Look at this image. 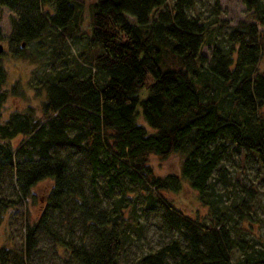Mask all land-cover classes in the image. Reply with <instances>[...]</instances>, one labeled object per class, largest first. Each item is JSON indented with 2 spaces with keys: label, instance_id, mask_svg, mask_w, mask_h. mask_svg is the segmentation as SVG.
I'll return each instance as SVG.
<instances>
[{
  "label": "trees",
  "instance_id": "16d2710c",
  "mask_svg": "<svg viewBox=\"0 0 264 264\" xmlns=\"http://www.w3.org/2000/svg\"><path fill=\"white\" fill-rule=\"evenodd\" d=\"M241 2L254 18L230 25L220 41L213 20L191 10L195 0H94L87 36L81 0H0L14 13L5 37L0 27V55L27 58L33 44L56 69L33 85L39 111L27 105L2 119L8 95L25 91L7 85L0 62V224L16 203L37 201V182L51 181L37 218L24 219L21 252L0 245V264H31L42 235L67 264H120L125 207L155 211L169 235L133 264H264V247L231 236L217 207L211 225L159 194L184 179L214 204L215 185L229 184L226 160L240 149L264 172V0ZM173 152L182 155L179 174L154 175L147 155Z\"/></svg>",
  "mask_w": 264,
  "mask_h": 264
},
{
  "label": "rangeland",
  "instance_id": "374dc122",
  "mask_svg": "<svg viewBox=\"0 0 264 264\" xmlns=\"http://www.w3.org/2000/svg\"><path fill=\"white\" fill-rule=\"evenodd\" d=\"M82 1V31L87 36L89 33V7L94 0ZM170 2V0H168ZM192 11L198 13L202 18L213 20L211 27L214 33H220L216 37L222 41L223 31L230 25L235 24L241 19H253V14L245 8L241 0H219L217 12L214 0H195ZM13 11L7 7L0 6V27L4 37L10 32L11 25L9 16ZM261 31L264 43V24L257 23ZM3 37L1 44L7 50V43ZM32 50V54L27 57H14L5 52L0 55V62L7 70V85L15 81L21 84L25 91L24 96L8 95L3 106L2 116L4 119L12 110H23L27 105H33L39 111L40 97L35 95L34 83L43 77L55 73L56 69L46 58H44L33 44H25ZM67 51V49H64ZM74 52V48H71ZM203 53L210 59V46L202 47ZM65 54H69V51ZM70 55V54H69ZM257 68L264 71V49L257 63ZM264 114V106L261 108ZM138 121L147 128L148 125L139 115ZM150 129V128H149ZM152 130V129H150ZM21 138L17 135L12 143L16 144ZM182 155L173 152L167 157L162 158L155 154L147 155V163L150 165L152 173L156 176H165L168 173L179 174ZM229 173V184L226 188L219 183L215 185L216 197L214 204H204L198 192L191 188L188 182L182 179L181 188L178 191L161 190L159 194L171 201L175 207L186 215L199 218L207 224L216 223L215 211H222L219 222L235 238L252 239L256 246L264 247V172L254 154L240 149L239 152L233 151L229 159L226 160ZM49 179H42L33 186L37 201H28L26 204L18 202L7 210L0 224V245H7L10 253L18 254L23 247L24 219L33 222L43 205V199L50 187ZM6 184L0 186V191H6ZM111 199H104V203H110ZM213 205V206H212ZM241 211V216L239 212ZM123 226L128 231L125 236L123 250L120 255V264H133L135 259L142 253L155 248L160 242L166 240L169 235L162 227L161 220L155 211L149 209L142 210L135 208L133 211L129 207L123 210ZM66 227L69 221H64ZM61 231L64 230L61 228ZM78 234V231H76ZM59 254V255H58ZM64 250L56 246L49 237L42 235L39 237L38 245L28 260L31 264H67L63 260ZM236 258V248L231 255L232 261Z\"/></svg>",
  "mask_w": 264,
  "mask_h": 264
},
{
  "label": "water",
  "instance_id": "95a60500",
  "mask_svg": "<svg viewBox=\"0 0 264 264\" xmlns=\"http://www.w3.org/2000/svg\"><path fill=\"white\" fill-rule=\"evenodd\" d=\"M2 49V44H0V50Z\"/></svg>",
  "mask_w": 264,
  "mask_h": 264
}]
</instances>
